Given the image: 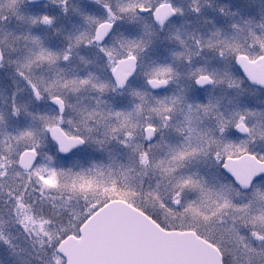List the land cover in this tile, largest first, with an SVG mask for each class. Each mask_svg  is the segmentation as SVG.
<instances>
[{
    "label": "snow or ice",
    "instance_id": "6c2138e0",
    "mask_svg": "<svg viewBox=\"0 0 264 264\" xmlns=\"http://www.w3.org/2000/svg\"><path fill=\"white\" fill-rule=\"evenodd\" d=\"M0 264H264V0H0Z\"/></svg>",
    "mask_w": 264,
    "mask_h": 264
}]
</instances>
